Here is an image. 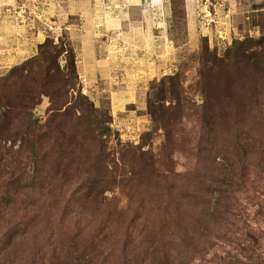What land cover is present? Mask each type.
Segmentation results:
<instances>
[{"label":"rangeland","instance_id":"obj_1","mask_svg":"<svg viewBox=\"0 0 264 264\" xmlns=\"http://www.w3.org/2000/svg\"><path fill=\"white\" fill-rule=\"evenodd\" d=\"M0 264H264V0H0Z\"/></svg>","mask_w":264,"mask_h":264}]
</instances>
